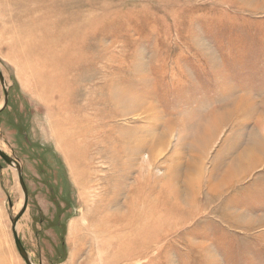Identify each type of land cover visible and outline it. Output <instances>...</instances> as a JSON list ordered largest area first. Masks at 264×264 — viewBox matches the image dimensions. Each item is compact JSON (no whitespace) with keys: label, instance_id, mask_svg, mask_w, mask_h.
<instances>
[{"label":"rangeland","instance_id":"374dc122","mask_svg":"<svg viewBox=\"0 0 264 264\" xmlns=\"http://www.w3.org/2000/svg\"><path fill=\"white\" fill-rule=\"evenodd\" d=\"M42 61L56 82L45 103L33 80ZM0 67V140L23 171L17 233L34 264H264V0H0ZM236 104L209 143L193 141ZM57 106L103 134L72 161L77 150L56 143ZM136 138L149 149L129 150ZM148 199L163 218L148 224L145 256L123 261L118 249L135 224L87 227L130 215L132 200L144 218ZM23 204L17 170L0 157V264H26L12 231Z\"/></svg>","mask_w":264,"mask_h":264},{"label":"bare ground","instance_id":"6f19581e","mask_svg":"<svg viewBox=\"0 0 264 264\" xmlns=\"http://www.w3.org/2000/svg\"><path fill=\"white\" fill-rule=\"evenodd\" d=\"M43 64H44L43 61H42V63L41 62H37V65L33 69V71H34L33 72V80H36V78H40L39 80H36L35 91L38 94V97L43 98L44 103H45L44 94L52 93L53 91L55 92L56 91V86H55L56 82L54 83L53 81H51V78L54 75V72L53 71H49V70H45L43 68V66H42ZM51 98H52L51 102L54 103L55 94L51 95ZM54 107L56 108V104H54ZM239 107H240L239 104H236L231 109H223L222 111H220L218 113L217 112H213L212 114H210V117L208 118V120L204 124L198 125V128L196 130V136L194 137L193 141L195 143L199 144V146L204 145L207 142L209 143L210 140H211L213 132L216 131V130H219V127L222 124H224L228 120L232 119L233 116L237 115V113L239 112ZM70 110L71 109H67V107H64V106H57L56 111L59 113V116H57L58 119L54 118L55 122H54V126H53L54 127L53 129L56 130V131L54 130V132L57 133V135H56L57 136L56 143L58 145H60V146L66 147L67 149L73 148V150L74 149L77 150L76 154H71V151H70L69 155H65L66 159L68 161L75 160V158L77 159L82 154V151L83 150L85 151L84 148H85V145L87 144L86 141H88V137H95L93 134H98V137H95V139L98 140L99 138L102 137L101 135H103L99 131L98 128H96L95 130H88V129H83L81 126H78L77 120H76V118H74L72 116L71 113H73V112H72V110L70 112ZM82 118H86V117L82 116ZM172 129H173V125L169 126L167 128L166 133L163 134L164 137H160L158 141L154 142L156 148H158V146L160 147V145L164 144V142L166 141V138L168 137V134H170ZM100 133H101V135L99 136ZM83 141L86 142V144L84 146L82 144ZM2 145L3 144L1 143V140H0V148L3 151H6L5 147H3L4 145L3 146ZM131 145H132L131 149H129V150H131L132 152L136 151L138 149H139L138 151H141V152H143L146 148L149 149V146L145 144L144 140L140 141L139 138L138 139L136 138V140ZM99 146H101V145H99ZM101 148H102V146H101ZM152 150L155 151V149H152ZM247 152L248 151H246L244 154H241L240 161L246 159L245 157H247L248 160H250L251 153H250V151L248 153ZM252 154H254V152H252ZM83 155H84V152H83ZM239 165H240V163H235V166L233 165V167H229L228 168L227 176L225 178L226 182L224 181L225 182L224 183L225 186H227L229 184V181L231 180V178H233L234 175L237 174V172H239V170L237 168V167H239ZM74 168H75V170L73 169L72 176H73V178H75V181L77 182V184L79 186L80 185L82 186V184L86 185L85 182L88 181V179L85 178L86 176L82 177L86 181L84 179H82L83 180L82 181L80 179V176H78L79 171L77 170L76 167H74ZM191 168L196 169V166H192ZM173 170H174V168H173ZM137 179H138L137 184L141 183V186H142L145 179L144 178H137ZM88 183H89V181L87 182V185H88ZM137 184H135V185L137 186ZM134 189L135 188L132 189V193H133ZM173 195H174V198L177 197L176 194H173ZM111 200H112V198H108V199L104 200L105 204L109 203L108 209H109L110 205H112L111 204ZM132 201H133V202H131L132 205H129V203H127V202L124 203L126 206L128 205L131 208L130 215L126 214L125 216L123 215V217L121 218V217H117L115 215H109L110 213H104V215L101 216L100 218H97L95 216L96 219L94 218L91 222L89 221L90 223L87 224V227L88 226L89 227L92 226L96 230L108 232V234H111L109 232H112L111 230L114 228V226H119V222L121 220H124L128 225L129 224L130 225H134L135 224L133 226V231H132V233H131V235L129 236L128 239H126V240L123 239L125 237L120 238L121 240H125V241H122L119 244L120 247H118V249L123 252L122 253V257L124 259L123 261L127 260L126 258H129L131 260V257L133 256V254L136 251H139V253H140L143 250L142 251L143 252V256H145L144 252L146 251V249H148V248H145V247L146 246H151V243L154 241V238H153L151 230H155L156 229L155 225H153L152 227L150 226V228H152V229L149 230V228H148L149 225L148 224L150 223V221H152V217H153V220L155 219V221H156L155 217H158V219H160L162 217L161 214L157 211V205L156 206L153 205L152 203L149 202V199H148L146 203L147 204L150 203V205L153 208L149 207L147 215L146 216L144 215V218H142V215H140V218H139L138 214L136 213L135 207H134V205H135L134 203L136 202V200H132ZM98 202H100V201H98ZM91 218H92V216H91ZM166 218L167 217L165 216L164 220H166ZM141 220H143L142 221L143 223L140 222ZM117 223H118V225H117ZM140 223H141V225L144 224L146 226L145 230L148 229V232H146V234L143 232L144 231L143 228H141V226H139ZM159 223H160V221H159ZM72 226H75V225L73 224ZM74 229H76V228H74ZM71 230H73V228ZM116 239L117 238L115 236H112L108 240H106V242H105V245L107 246L106 248L109 249V250L111 249V251H112L114 249L113 246H114V242L116 241ZM150 255H151V253H150ZM1 263L2 264H9L7 261H4V260H2Z\"/></svg>","mask_w":264,"mask_h":264},{"label":"water","instance_id":"95a60500","mask_svg":"<svg viewBox=\"0 0 264 264\" xmlns=\"http://www.w3.org/2000/svg\"><path fill=\"white\" fill-rule=\"evenodd\" d=\"M0 81L1 83L4 85L5 84V80L3 77V74L0 70ZM8 103V92H5V101H4V107L7 106ZM0 157L10 166H15L17 173H18V178H19V183L20 186L22 188V191L24 193V204H23V208L19 214V216L17 218H15V220L13 221V227H12V231L14 234V240H15V245L18 249L19 255L21 256V258L26 262V264H34L30 258L29 253L26 251V249L24 248L21 239L19 238V235L17 233V222L19 221V218L23 216V214L27 211V207H28V192H27V188L23 179V171L21 168V165L19 163V161L12 156L7 155L5 152H3V150L0 148Z\"/></svg>","mask_w":264,"mask_h":264}]
</instances>
